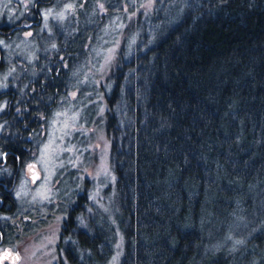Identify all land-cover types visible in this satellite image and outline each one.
Returning <instances> with one entry per match:
<instances>
[{"label":"trees","instance_id":"trees-1","mask_svg":"<svg viewBox=\"0 0 264 264\" xmlns=\"http://www.w3.org/2000/svg\"><path fill=\"white\" fill-rule=\"evenodd\" d=\"M112 1L107 0L109 7ZM177 1V15L171 0H163L150 17L153 30L165 23L157 37L117 56L104 95L124 236L119 264H190L194 256L197 264L208 257L203 244L220 238L221 231L210 230L211 219L248 212L258 203L246 217L254 231L243 245L231 251L234 245L228 250L214 244L209 255L217 257L214 264L234 258L238 264H264V0ZM27 19L0 21V38L33 29L41 49L18 76L20 89L6 93L2 113L8 116L3 121L8 134L0 146L20 166L35 155L37 121L50 114L57 95L68 87L66 70L80 60L96 21L79 8L44 34L37 32L36 22L24 29ZM4 62L1 58L0 69ZM5 201L6 213H16L12 190L7 189ZM72 213L62 234L77 233L73 243L82 251L79 238L89 232ZM233 222L227 230L239 236Z\"/></svg>","mask_w":264,"mask_h":264},{"label":"rangeland","instance_id":"rangeland-1","mask_svg":"<svg viewBox=\"0 0 264 264\" xmlns=\"http://www.w3.org/2000/svg\"><path fill=\"white\" fill-rule=\"evenodd\" d=\"M162 1L113 0L108 7L107 0H57L36 5L35 0H0V19L4 17L0 21L12 23L25 15L28 22L23 24L24 29L38 20L37 32L50 34L54 22L66 19L70 13L75 16L81 8L83 13L90 12L95 17L94 32H97L87 37L80 60L74 66H67V76L71 77V81L67 80L68 87L59 92L48 112L50 114L39 117L34 128L35 155L20 166L13 185L17 214L7 213L10 216L7 222L20 220V224L18 228L5 229L2 234L4 241L0 243V248L7 243L15 256L2 264H119L124 236L115 200V173L109 161L104 95L109 90L110 70L117 56L132 53L137 43H146L164 29L165 23L156 30L149 23ZM171 2L172 11L177 15L180 1ZM33 5L34 12H31ZM32 33L33 29H25L20 36L0 38V59L5 61V67L0 69V93L12 91L15 95L13 90L20 89L17 78L21 71L30 68L38 58L41 49L35 44ZM22 64L27 67L20 66ZM35 70L37 66L30 69L32 77L36 76ZM14 106L11 109L16 113L19 106ZM6 107L7 95L3 93L0 114ZM5 126L6 123L0 119V139L4 140L8 134ZM2 151L0 146V157ZM34 172L37 173L36 178L33 177ZM75 205L78 208L71 211ZM259 207L258 203L248 212L230 211L227 217H219L215 221L211 219L210 230L221 231L215 247L230 250L234 245L233 251L238 245H243L254 231L246 217ZM69 212L77 213L75 220L78 226L89 232V236L79 238L84 246L82 251H77L76 242L73 243L77 233L71 236L62 234L64 244L59 245L63 220ZM230 220L237 221L231 227L239 231V236L227 230ZM162 232L166 233L165 230ZM214 244L209 240L203 244L204 254L208 255L204 259L206 264H214L217 258L215 254L209 255ZM204 260L197 264H204ZM237 262L238 258H234L229 264ZM190 264H196V256Z\"/></svg>","mask_w":264,"mask_h":264},{"label":"flooded vegetation","instance_id":"flooded-vegetation-1","mask_svg":"<svg viewBox=\"0 0 264 264\" xmlns=\"http://www.w3.org/2000/svg\"><path fill=\"white\" fill-rule=\"evenodd\" d=\"M39 2H43V3L54 2V0H35L34 4L36 5ZM31 12H34V5L32 6ZM3 19H4V17L2 16V18L0 20H3ZM3 93H5V95H6V93H9V91L1 92L0 97L2 96ZM10 93H12V92H10ZM12 95H13V93H12ZM7 117H6V113L0 114V119H2L3 121ZM7 151H8V149L3 150L2 151L3 157L2 158L0 157V225H1L0 226V243L4 241L2 234L5 233V229H7V228L10 229V228H15V227L18 228V226L20 224V220L19 221L15 220L14 223L7 222V219L10 216L8 217L7 213H6L7 205H6L5 197L7 194V189L12 190V192H13V185L15 184V181H16V173L20 168V160L18 158L8 159L7 157H5ZM9 162L14 164V166H15L14 169H11L10 167H8L7 164ZM9 170L11 171V173L9 174V176H11V180L8 182L6 180V177L8 174L7 172ZM13 195H14V192H13ZM14 197H15V195H14ZM77 208H78V206L75 205L74 208L71 210H75ZM15 214H17V212ZM66 219L63 220L64 224H65ZM65 226L64 225L62 226V230L59 234V239L61 238L62 233L64 231L66 232V230H67V225L65 224ZM0 255L2 256V263L7 259H14V256H15L13 250L9 247V245L7 243H4L2 245V247L0 248ZM6 256H9V257L6 258Z\"/></svg>","mask_w":264,"mask_h":264},{"label":"bare ground","instance_id":"bare-ground-1","mask_svg":"<svg viewBox=\"0 0 264 264\" xmlns=\"http://www.w3.org/2000/svg\"><path fill=\"white\" fill-rule=\"evenodd\" d=\"M122 0H120V2H121ZM113 2V1H112ZM125 2V1H124ZM107 5V4H106ZM120 5V4H119ZM114 6V5H113ZM112 6V7H113ZM122 6V5H121ZM109 7V6H108ZM115 7V6H114ZM114 7H113V9H114ZM129 7V6H128ZM115 8H117V6L115 7ZM118 8H119V6H118ZM130 9V8H129ZM110 10H111V8H110ZM116 10V9H115ZM114 11V10H113ZM123 11V10H122ZM117 11H115V13H116ZM120 12V11H119ZM118 13V12H117ZM109 14V13H108ZM123 14V13H122ZM110 15H111V13H110ZM113 15V14H112ZM116 15V14H115ZM119 15V14H118ZM109 16V15H108ZM119 16H121V15H119ZM110 18V17H109ZM119 18V17H118ZM32 19V18H31ZM108 19V18H107ZM107 19H106V21H107ZM30 21V20H29ZM34 22H36L37 24H38V20H35ZM104 25V24H103ZM103 25H101L102 27H103ZM12 26V25H11ZM25 26V25H24ZM101 28V27H100ZM101 30V29H100ZM98 31V30H97ZM100 32V31H99ZM130 32V31H129ZM97 33V32H96ZM95 33V34H96ZM99 34V33H98ZM131 34V33H130ZM129 35V34H128ZM129 36H132V35H129ZM134 36V35H133ZM136 36V35H135ZM137 37V36H136ZM134 38V37H133ZM132 39V38H131ZM134 43H132V45H133ZM131 45V46H132ZM131 46H130V48H131ZM133 47H134V45H133ZM131 50V49H130ZM143 71H145V69L143 70ZM146 72V71H145ZM70 208V207H69ZM77 212V211H76ZM75 213V212H74ZM73 214V213H72ZM68 215V214H67ZM68 217V216H67ZM75 217V216H74ZM65 225V224H64ZM66 227V226H65ZM72 228V227H71Z\"/></svg>","mask_w":264,"mask_h":264},{"label":"water","instance_id":"water-1","mask_svg":"<svg viewBox=\"0 0 264 264\" xmlns=\"http://www.w3.org/2000/svg\"><path fill=\"white\" fill-rule=\"evenodd\" d=\"M33 177H34V178L37 177V173H36V172L33 173ZM1 263H2V256L0 255V264H1Z\"/></svg>","mask_w":264,"mask_h":264}]
</instances>
